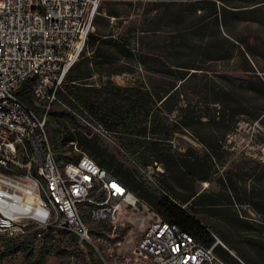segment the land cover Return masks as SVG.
<instances>
[{"label":"trees","instance_id":"obj_1","mask_svg":"<svg viewBox=\"0 0 264 264\" xmlns=\"http://www.w3.org/2000/svg\"><path fill=\"white\" fill-rule=\"evenodd\" d=\"M115 2L101 0L93 19L95 29L89 32L80 58L66 73L63 87L58 92V98L65 106L54 102L48 111L46 131L56 160L60 166L75 161L80 154L73 150L70 143L75 142L80 151L91 156L135 193L140 201L147 203L156 216L178 224L205 245H210L214 239L209 230L183 206L188 201L194 203L200 194L195 195L196 192L192 190L187 194L175 192L172 196L166 177L158 178L162 190L154 187V183L141 169L156 161L169 174L181 171L187 178L204 181L211 179L216 164H222L213 150L221 146L220 141L231 130L230 124L236 122L239 114L246 112L244 106H231L226 99L229 95L226 88L218 83L209 86L202 80L196 82L197 86L192 88L191 94L198 97L199 104L202 103L206 108L213 104V116L199 113L196 105L182 96L186 94V84L198 71H207L209 64L232 57L231 41L221 33L219 26L220 18L229 10L226 6L229 1L185 0L183 8L173 13V16L180 17V25L174 23L162 34L158 28L142 27V16L137 27L119 31L122 16L115 8H108ZM189 14H193L194 19L187 20L185 17ZM173 16L171 14L168 17ZM110 18L114 20L111 23ZM209 19L213 22H209ZM102 20L107 22L106 31L99 30ZM174 21L171 19L172 23ZM148 36L150 38L146 47L142 42ZM132 61L146 71L148 82L136 68L130 66ZM246 63L251 68L249 61L246 60ZM94 73L98 74L99 79L102 76L106 79L98 85L88 81ZM122 73L132 74L127 84H116L110 79L113 74ZM258 81L264 91L263 82L260 79ZM242 86L251 88L246 84ZM28 90L29 83H24L21 97L32 106ZM72 111L100 123L111 133L118 147L110 148L102 138L90 134L87 125ZM204 114L207 117L202 120ZM173 121H177L180 126H175ZM199 123L207 126V142L195 132ZM185 132H190L211 151L201 155L191 146L180 149L173 145V135ZM218 132H222V135L219 136ZM63 151H69L70 155H62ZM192 203H189L190 206ZM207 203L218 205L221 202L214 199ZM82 217L85 222H92L87 214H82ZM229 221L233 224L236 222L233 219ZM260 226L261 229L251 226L247 229H258L259 234L264 235V225ZM96 228L106 230L104 226L97 225L90 227V233L97 232ZM56 232L66 231L52 227L35 228L21 236L6 239L4 244L5 247L20 250L29 264H44L46 256L54 250L50 239L51 234ZM37 233L42 237V242L35 247L32 246V240ZM66 233L76 241L75 235ZM261 244L250 243L257 264H264V244ZM87 246L93 250L92 246ZM214 249L230 264H241L220 245L216 244ZM238 253L243 255V260L238 258L245 264L253 263V259Z\"/></svg>","mask_w":264,"mask_h":264},{"label":"built area","instance_id":"obj_2","mask_svg":"<svg viewBox=\"0 0 264 264\" xmlns=\"http://www.w3.org/2000/svg\"><path fill=\"white\" fill-rule=\"evenodd\" d=\"M100 2L0 0V237L52 227L97 250L82 214L92 223L113 224L122 209L140 202L73 141L79 156L60 166L46 131L51 105L65 106L58 92L80 56ZM24 83H29L32 106L21 97ZM73 114L90 134L102 139L110 135L100 123ZM151 166L162 171L159 162ZM216 244L228 249L217 238L205 245L156 216L146 221L131 257L105 264H230L215 251Z\"/></svg>","mask_w":264,"mask_h":264},{"label":"rangeland","instance_id":"obj_3","mask_svg":"<svg viewBox=\"0 0 264 264\" xmlns=\"http://www.w3.org/2000/svg\"><path fill=\"white\" fill-rule=\"evenodd\" d=\"M115 1V4L109 5L108 8H115L122 16L119 31L137 27L142 16L144 17L142 27L158 28L162 34L174 23L180 25L178 23L180 17L173 16V13L183 8L185 0ZM228 1L229 4L226 6L229 10L220 18L219 26L221 33L231 41L229 45L233 49L232 57L226 61L209 64L207 71H198L186 84V94L182 96L195 104L199 113H209L213 116L214 110L211 106L213 104L206 108L202 103L199 104L198 97L191 94L192 88L197 86L196 82L202 80L209 86L218 83L226 88L229 92L226 99L231 106L233 104L244 106L246 112L239 114L236 122L230 124L231 130L226 133L224 140L220 141L221 146L213 150L222 164H216V171L211 179L204 181L187 178L181 171L169 174L163 165L162 171L152 168L151 164L146 165L144 170L150 174L154 181L152 184L154 183L153 186L156 188L160 187L158 178L166 177L171 186L168 191L172 196L175 192L187 194L192 190L196 192L195 195L200 194V198L194 203L188 201L183 206L206 226L214 241L217 238L228 248L218 244L232 256L243 260V255L238 253L241 252L249 259H253V263L248 264H257L254 262L255 251L250 243L264 244V235L259 234L258 229L247 228L251 226L261 229L260 225H264V91L258 81L260 79L264 84V0ZM171 14L173 17L169 18ZM187 17L185 18L189 20L195 16L189 14ZM171 19L175 21L172 23ZM112 21L114 20L110 18L109 23ZM208 21L213 22L211 19ZM106 23V20L101 21L98 26L100 31L108 29ZM93 24L92 22L91 31L95 29ZM149 36L143 39L142 45L147 44ZM246 60L249 61L251 68L247 66ZM130 66L136 68L148 82L147 73L140 64L136 66L132 61ZM104 79L105 76L99 79L98 74L94 73L88 81L98 85ZM110 79L116 84L123 85L131 81L132 74H113ZM244 84L250 85L251 88L242 86ZM206 117L204 114L202 120ZM173 122L175 126H180L177 121ZM195 132L205 142L208 141L209 133L205 124L199 123ZM109 134L103 141L114 149L118 146L111 133ZM218 135L221 136L222 132H218ZM172 144L180 149L191 146L201 155L210 150L190 132L175 133ZM62 155H70V152L63 151ZM214 199H219L221 203L218 205L207 203ZM152 218H156L154 210L147 203L140 201L136 208L122 209L113 224L86 222L89 229L97 225L106 228V230L96 228L97 232L90 233L97 250L94 248L91 250L87 246V244L92 246L89 242L80 244L74 241L66 232L53 233L50 244L54 250L46 256L44 264H105L131 257L134 242L146 221ZM229 219L236 221L235 224ZM8 238L12 237H0V264H29L20 250L5 247L4 242ZM41 242L42 237L37 234L32 240V246L38 247ZM28 244L30 246V243Z\"/></svg>","mask_w":264,"mask_h":264},{"label":"crops","instance_id":"obj_4","mask_svg":"<svg viewBox=\"0 0 264 264\" xmlns=\"http://www.w3.org/2000/svg\"><path fill=\"white\" fill-rule=\"evenodd\" d=\"M145 225H146V223H145ZM145 225H144V226H145Z\"/></svg>","mask_w":264,"mask_h":264}]
</instances>
